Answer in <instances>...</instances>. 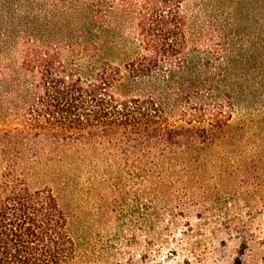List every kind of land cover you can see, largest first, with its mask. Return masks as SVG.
Wrapping results in <instances>:
<instances>
[{
  "label": "trees",
  "instance_id": "trees-1",
  "mask_svg": "<svg viewBox=\"0 0 264 264\" xmlns=\"http://www.w3.org/2000/svg\"><path fill=\"white\" fill-rule=\"evenodd\" d=\"M37 1L46 22L19 19L12 55L0 58V264H75L70 216L51 187L31 185L32 168L100 154L148 186L199 168L231 133L234 66L225 61L236 25L229 33L210 15L227 0ZM118 23L136 48L124 65L107 61L87 77L81 60H67L68 33ZM125 72L143 82L140 93L122 92Z\"/></svg>",
  "mask_w": 264,
  "mask_h": 264
},
{
  "label": "rangeland",
  "instance_id": "rangeland-1",
  "mask_svg": "<svg viewBox=\"0 0 264 264\" xmlns=\"http://www.w3.org/2000/svg\"><path fill=\"white\" fill-rule=\"evenodd\" d=\"M42 4L0 0V58L19 19L46 22ZM210 15L229 33L236 25L225 61L234 66L236 112L230 136L199 168L152 186L100 154L45 157L32 168L31 185L51 187L70 216L75 264H264V0H227ZM129 32L119 23L99 34L75 29L66 58L81 60L87 77L107 61L124 65L136 50ZM125 77L123 93L142 91V81Z\"/></svg>",
  "mask_w": 264,
  "mask_h": 264
}]
</instances>
